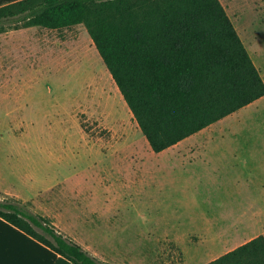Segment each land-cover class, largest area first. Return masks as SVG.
<instances>
[{
  "label": "rangeland",
  "instance_id": "obj_1",
  "mask_svg": "<svg viewBox=\"0 0 264 264\" xmlns=\"http://www.w3.org/2000/svg\"><path fill=\"white\" fill-rule=\"evenodd\" d=\"M221 1L264 77V0ZM59 174L78 193L108 196L106 209L123 212L142 243H157L147 250L157 263L207 264L264 234V96L156 152L84 23L7 26L0 179Z\"/></svg>",
  "mask_w": 264,
  "mask_h": 264
},
{
  "label": "trees",
  "instance_id": "obj_2",
  "mask_svg": "<svg viewBox=\"0 0 264 264\" xmlns=\"http://www.w3.org/2000/svg\"><path fill=\"white\" fill-rule=\"evenodd\" d=\"M78 23L156 152L264 96V77L221 0H0V31ZM0 223L46 251L47 264H100L17 203L0 201ZM207 264H264V234Z\"/></svg>",
  "mask_w": 264,
  "mask_h": 264
},
{
  "label": "crops",
  "instance_id": "obj_3",
  "mask_svg": "<svg viewBox=\"0 0 264 264\" xmlns=\"http://www.w3.org/2000/svg\"><path fill=\"white\" fill-rule=\"evenodd\" d=\"M60 175L19 184L0 179V201L12 202L7 200L9 195L30 202L34 213L47 218L58 233L80 244L100 264H162L147 252L156 250V242L142 243L140 229L126 226L123 212L105 208L108 196H95L87 188L78 193L80 184ZM49 258L46 251L0 223V264H47ZM203 262L192 258L185 264ZM50 264L64 263L52 260Z\"/></svg>",
  "mask_w": 264,
  "mask_h": 264
}]
</instances>
